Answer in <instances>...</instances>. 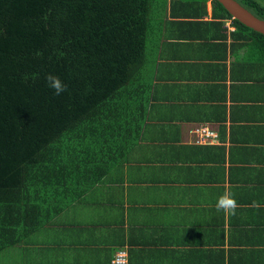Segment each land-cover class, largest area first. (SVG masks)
I'll return each mask as SVG.
<instances>
[{"label":"crops","instance_id":"obj_1","mask_svg":"<svg viewBox=\"0 0 264 264\" xmlns=\"http://www.w3.org/2000/svg\"><path fill=\"white\" fill-rule=\"evenodd\" d=\"M207 8L152 19L139 123L110 137L117 164L0 264H113L120 249L127 264H264V62ZM225 190L235 215L216 209Z\"/></svg>","mask_w":264,"mask_h":264},{"label":"trees","instance_id":"obj_2","mask_svg":"<svg viewBox=\"0 0 264 264\" xmlns=\"http://www.w3.org/2000/svg\"><path fill=\"white\" fill-rule=\"evenodd\" d=\"M208 1L0 0V252L117 164L110 137L128 118L139 123L134 93L143 89L152 19L203 18ZM211 1L214 20L233 18ZM238 1L264 19L263 2ZM232 24L238 46L264 62V34ZM49 74L67 86L61 95L48 86Z\"/></svg>","mask_w":264,"mask_h":264},{"label":"clouds","instance_id":"obj_3","mask_svg":"<svg viewBox=\"0 0 264 264\" xmlns=\"http://www.w3.org/2000/svg\"><path fill=\"white\" fill-rule=\"evenodd\" d=\"M48 86L53 89L55 95H61L67 90V86L63 81L55 75L49 74L46 77ZM238 205L235 199V194L230 190H225V192L219 196L216 209L217 211L223 210L225 215H235ZM253 207H260L257 202H253Z\"/></svg>","mask_w":264,"mask_h":264},{"label":"water","instance_id":"obj_4","mask_svg":"<svg viewBox=\"0 0 264 264\" xmlns=\"http://www.w3.org/2000/svg\"><path fill=\"white\" fill-rule=\"evenodd\" d=\"M232 15L244 25L264 34V19L252 13L238 0H218Z\"/></svg>","mask_w":264,"mask_h":264},{"label":"built area","instance_id":"obj_5","mask_svg":"<svg viewBox=\"0 0 264 264\" xmlns=\"http://www.w3.org/2000/svg\"><path fill=\"white\" fill-rule=\"evenodd\" d=\"M196 132L199 134V141L201 143H209L211 140H215L218 138L217 131L208 128H200L197 129ZM113 264H127V251L124 249H120L116 252L113 260Z\"/></svg>","mask_w":264,"mask_h":264},{"label":"rangeland","instance_id":"obj_6","mask_svg":"<svg viewBox=\"0 0 264 264\" xmlns=\"http://www.w3.org/2000/svg\"><path fill=\"white\" fill-rule=\"evenodd\" d=\"M241 1L243 2V0H241ZM260 1L264 3V0H260ZM15 249H16V248H15ZM3 253H7V250L5 249ZM2 255H3V254H1V256H2ZM4 258H5V254H4Z\"/></svg>","mask_w":264,"mask_h":264}]
</instances>
